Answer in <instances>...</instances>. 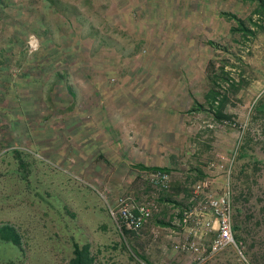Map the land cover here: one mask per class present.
<instances>
[{"label": "rangeland", "instance_id": "obj_1", "mask_svg": "<svg viewBox=\"0 0 264 264\" xmlns=\"http://www.w3.org/2000/svg\"><path fill=\"white\" fill-rule=\"evenodd\" d=\"M254 6L243 0V17L251 13L264 24ZM219 11L241 17V0H0V225L13 226L20 240H165L164 233L173 240L191 184L206 176L212 191L229 185L232 234L240 241L197 264H241V35L228 32L232 19ZM209 59H222L237 85L227 93L229 117L220 120L205 106H192V98L204 103ZM28 73H42V81L28 86ZM94 83L107 85L98 91L100 101L109 85L123 84L135 99L149 96L144 110L162 101L177 107L173 120L165 114V122L150 125L151 134L139 120L112 134L133 155L141 156L146 141L165 144L166 189L151 186L140 168L95 154L92 139L84 146L83 130L92 133L101 117L92 114ZM140 84L150 91L139 92ZM258 100L264 103V29L243 35V264H264V105L254 109ZM92 135L103 144L109 134ZM13 148L21 151V167ZM117 190L154 205L138 231L118 229L108 214ZM73 242L89 245L93 264H194L169 251L172 241L0 242V264H64Z\"/></svg>", "mask_w": 264, "mask_h": 264}, {"label": "built area", "instance_id": "obj_2", "mask_svg": "<svg viewBox=\"0 0 264 264\" xmlns=\"http://www.w3.org/2000/svg\"><path fill=\"white\" fill-rule=\"evenodd\" d=\"M209 165H213V162ZM141 172L151 186L159 189L168 187L167 171L153 168ZM190 188L188 204L176 217L178 226L174 231L173 240H234L229 185L225 182L220 190L212 191L209 188V180L204 176L195 180ZM153 207L149 201H138L130 194L124 193L114 196L107 203V212L114 219L118 229L124 227L135 232L146 223ZM148 230L150 235L156 236V227L150 226ZM228 245H235V242L172 241L169 251L174 254L177 252L187 254L189 261L197 264L205 262Z\"/></svg>", "mask_w": 264, "mask_h": 264}, {"label": "crops", "instance_id": "obj_3", "mask_svg": "<svg viewBox=\"0 0 264 264\" xmlns=\"http://www.w3.org/2000/svg\"><path fill=\"white\" fill-rule=\"evenodd\" d=\"M84 76L86 77V73L84 74ZM105 86L107 85H103L100 83H94L92 86H90L91 89L94 88L93 89L94 91L92 93V103H93L92 114L95 117H98V115L99 116L101 115V117L100 119H98V121L94 119L95 126L92 130V133H90L89 130H86V129L83 130L84 134H82L81 138L83 139L84 146H87L90 143L88 139H92L93 140L92 151L93 152L95 151V154H98V155L101 153H104L103 157L109 162H112V163L116 161L121 162L120 164L118 163L121 166V168L122 167L124 168V166L128 167V166L133 165L131 168L137 169L138 167L136 166V164H142L144 166L165 167L166 169L165 171L170 172L171 169H169V167H167V165L165 164V161H167V159L165 155H163L166 153L165 144L163 145V144H157L155 142L146 141L145 144L147 148L143 149L141 156L140 154L133 155L132 152L131 154L130 153L128 154V152L126 151L128 149L125 150L123 148L124 146H116V143L113 142L115 141L116 137H113L112 134H121L120 133L121 128H123V131H125V126L127 127V124L128 123L131 124L133 120H136L135 122H138L139 120L142 123L141 130L143 133L151 134L154 131L153 132L149 131L153 128V126L151 128L150 125L159 124L160 121L165 122V118L167 115H170V117H172V120H173V118H175V116L177 115V107L175 108V105L173 106V104L172 105L165 104L164 101L162 102L159 101L163 103L164 105L156 107L155 110H152L151 112L148 109L144 110L145 106L143 102L144 101L146 102L149 96L148 97L146 96L144 98L143 95H141V98H140L141 100L137 98L135 99L134 94L132 92H129V88L127 86L124 87L123 84L121 85L115 84L114 86L109 85L106 88V91L108 89L110 93L109 94L107 93L105 96V99L102 98V100L100 101L101 98L100 99L98 98L99 96L98 91H100V89L101 90L105 89L104 88ZM136 87L139 92L147 93L148 91H150V88L148 90L145 88V85H142V84L137 85ZM135 104L137 106H135ZM137 107L141 109L142 111L138 110L139 112H137ZM87 112L88 113H85V115H89L91 113L90 111H87ZM150 113L152 116H158L157 119L150 118L151 117ZM165 114L167 115L165 116ZM137 115L143 116V118L136 119L135 116ZM124 119L128 121H125ZM118 124H120L122 127L118 126ZM157 129L161 131V134H165L166 132L165 128L164 129L157 128ZM87 134H107V135L109 134V135L104 136L103 139H105L106 141H104L102 144V140L100 141L97 135H92L90 137V136H87ZM124 134L126 133L124 132ZM163 140L165 141V137H163ZM160 147H163V148H160ZM106 150L107 152L105 153ZM112 187L115 188V185H113ZM122 192L123 191L118 192L117 190V192L112 195V198L118 194H124ZM173 197L177 198V195L175 196V194H173ZM165 235L168 236L166 233H164V236ZM166 236H165V240H168ZM166 243H168V241H166ZM163 244L164 243H161L162 246H160L161 247L160 250L162 253L166 252L165 250L166 247Z\"/></svg>", "mask_w": 264, "mask_h": 264}, {"label": "trees", "instance_id": "obj_4", "mask_svg": "<svg viewBox=\"0 0 264 264\" xmlns=\"http://www.w3.org/2000/svg\"><path fill=\"white\" fill-rule=\"evenodd\" d=\"M255 3V6L252 12L258 13L257 19L264 18V0H250ZM220 15H224L228 18L232 19L230 26L228 27V32L233 34L236 32H240L241 35V17L237 16L228 11H219ZM246 21L252 22L257 25V28H252L250 24ZM259 29H264L263 22H257L252 19L251 13L247 17H243V35H252L255 37L257 31ZM207 43L210 45L216 44L212 40H207ZM222 58V56H220ZM220 63H217L216 60L209 59L206 63L205 67V81H206V89L203 92V101L198 102L194 98H192V106L200 108L201 106H205L206 111L210 113L211 117L220 120L223 118L229 117V114L224 111V106L227 101V93L230 90H235L237 85L235 80L229 76L228 70L224 68V64L222 63V59H219ZM46 67V66H45ZM58 74L59 72L56 71ZM61 73V71H60ZM30 76L27 80L28 86L35 87L37 83L42 81V73L39 75L28 73ZM225 83L224 85L222 83ZM46 98L50 99L49 93L46 94ZM263 101L258 100L253 104L254 109L259 110L263 107ZM25 123V121H24ZM20 150L18 148H13L12 153L16 157L15 159L19 163L18 166L22 165V158L20 157ZM241 155V152L238 153ZM244 154V152H243ZM136 166L140 169H153L159 168L162 170H166L165 167L158 166H144L142 164H136ZM21 167V166H20ZM0 240H20V234L15 230V228L9 224H1L0 225ZM0 242H9L12 245H18L20 241H0ZM71 254L69 258L65 261L64 264H93V257L89 251V245L87 243L78 244L73 242L71 245Z\"/></svg>", "mask_w": 264, "mask_h": 264}]
</instances>
